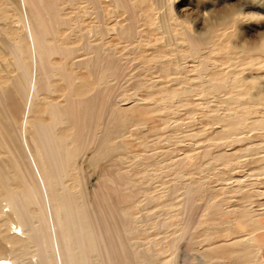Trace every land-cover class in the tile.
Instances as JSON below:
<instances>
[{"label":"bare ground","instance_id":"bare-ground-1","mask_svg":"<svg viewBox=\"0 0 264 264\" xmlns=\"http://www.w3.org/2000/svg\"><path fill=\"white\" fill-rule=\"evenodd\" d=\"M175 1L0 0V72L8 75L7 80L0 82V264H143L151 261V254L135 251L136 243L128 234L130 223L121 211V204L132 197L134 185L121 171L119 161L115 164L105 162L115 157L116 151L124 146L122 140H118L123 120L116 99L125 82L133 80L137 89L139 80L130 77L131 70L128 72L124 57L103 41L112 36L126 43L137 37L145 41L140 29L145 24L160 28L164 35L167 34L168 43L176 40L173 25L180 19L174 13ZM67 5L75 9L78 19L84 21L92 17L94 21L87 24L88 27L80 22L72 24L64 13ZM235 12L224 19L219 18V21H210L204 36V33L189 31L188 25L183 23L186 39L177 40V43L179 47L188 45L189 51L180 53L179 49L176 50L178 65L171 71L179 75L174 78L178 84H181V76L188 68L186 60L189 57L194 60L195 55L201 54V48H207L206 44L218 35L219 25L237 23L235 21L242 13ZM108 16L115 22L113 26L105 22ZM121 17H124V22ZM241 48L247 51L248 47ZM232 49L230 47L227 52H232ZM80 50L86 56L74 62L75 67L92 75L94 89L80 96H77L78 92L74 93L75 96L69 91L64 95L65 103L55 102L46 96L43 98L42 95L54 92L56 79H62L69 85L74 83L73 88L80 83V77L74 79L66 66L70 62L68 59L74 58ZM250 50L260 51V48ZM65 58L67 63L62 61ZM203 63L196 64L195 78H187L192 84L183 88L182 94L195 95V87L199 86L201 75L208 66ZM163 74L167 73L164 71ZM214 83L211 80L202 87L203 92ZM222 83L215 85V88H220L219 92L224 90L221 91ZM241 93L239 95H243ZM256 97L250 104L256 105ZM125 98L134 100L138 96L119 97L117 103ZM257 98L263 103L264 93ZM231 99L225 101L231 102ZM43 106L47 107L45 113L49 119L41 116ZM256 109L251 106L250 114ZM230 112L224 119H234L235 115ZM175 128L180 130L182 124L176 123ZM261 143L264 144L263 141ZM90 148L93 151L84 157ZM82 157L100 167L102 174L96 183L81 189L85 181L82 173L72 188L66 179L71 176V166L78 165ZM151 160L148 164L156 166ZM255 161L251 159L250 163ZM179 164L178 173L181 174L186 164ZM5 207L8 209L4 210ZM217 213L225 216L226 212ZM11 224L15 225L12 232Z\"/></svg>","mask_w":264,"mask_h":264},{"label":"rangeland","instance_id":"rangeland-1","mask_svg":"<svg viewBox=\"0 0 264 264\" xmlns=\"http://www.w3.org/2000/svg\"><path fill=\"white\" fill-rule=\"evenodd\" d=\"M173 9L180 21L173 25L177 39L170 43L167 34L150 24L140 28L145 41L137 37L126 43L117 36L103 41L124 57L128 72L131 70L130 77L134 76L140 84L136 89L133 80L125 82L118 96L137 94V99L125 98L120 104L116 99L123 120L120 138L116 139L122 140L126 148L121 147L115 157L105 160L107 164L119 161V168L134 185L132 197L121 204V211L130 223L129 237L136 243L135 251L152 255L146 264H221L220 260L222 264H264V144L261 143L264 142V102H258L257 98L264 93V0H176ZM231 10L242 13L240 19L232 25L218 26V35L206 44L207 48H201L203 56L186 60L188 68L181 76L184 80L178 84L174 78L179 75L171 71L178 65L176 50L189 51L188 45L179 47L177 43L186 39L183 23L189 31L204 36L210 21L233 15ZM64 13L74 25L80 22L88 27L94 21L92 17L78 19L71 5L65 7ZM121 20L124 22V17ZM105 22L110 26L115 23L109 16ZM241 46L248 47L247 51ZM258 46L260 51L250 50ZM230 47L233 51L228 53ZM83 53L77 52L68 59L70 62L66 58L62 60L69 63L66 66L74 79L80 77L75 89L74 83L69 85L56 79L54 92L41 94L43 98L65 103L64 95L69 91L80 96L94 89L92 75L74 64L86 56ZM200 61L208 66L195 87V95L182 94L192 84L187 78H195L196 64ZM163 69L167 74H163ZM7 79L8 75L0 72V82ZM211 80L216 83L203 92L202 87ZM220 83L224 87L222 92L215 88ZM253 97L256 105L250 104ZM228 98H232L231 102L225 101ZM251 106L257 108L253 114L249 112ZM258 109L263 110L258 112ZM45 111L47 107L43 106L41 116L49 119ZM229 112L235 115V120L224 119ZM176 123L182 124L180 130L175 128ZM90 149L84 157L93 151ZM148 159L156 166L148 164ZM251 159L256 161L250 163ZM139 162L147 165H138ZM77 163L71 166V176L66 182L74 188L76 178L83 173L85 181L81 189L96 183L101 168L83 157ZM179 163L186 164L182 175L178 173ZM79 189L76 190L80 192ZM220 211L226 212L225 216L217 213ZM14 227L11 224V232Z\"/></svg>","mask_w":264,"mask_h":264}]
</instances>
